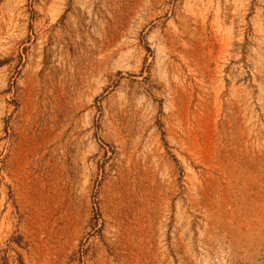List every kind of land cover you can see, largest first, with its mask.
<instances>
[{
    "label": "rangeland",
    "instance_id": "rangeland-1",
    "mask_svg": "<svg viewBox=\"0 0 264 264\" xmlns=\"http://www.w3.org/2000/svg\"><path fill=\"white\" fill-rule=\"evenodd\" d=\"M0 264H264V0H0Z\"/></svg>",
    "mask_w": 264,
    "mask_h": 264
}]
</instances>
